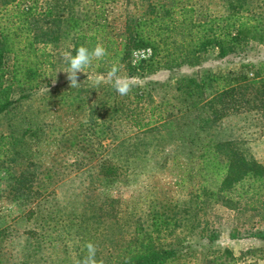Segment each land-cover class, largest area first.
<instances>
[{
    "label": "trees",
    "instance_id": "16d2710c",
    "mask_svg": "<svg viewBox=\"0 0 264 264\" xmlns=\"http://www.w3.org/2000/svg\"><path fill=\"white\" fill-rule=\"evenodd\" d=\"M81 1L88 7L76 11ZM139 1L130 8L123 0L115 16L119 0H0V115L13 113L41 88L55 51L66 44L72 55L81 45L103 44L107 56L85 69L101 77L114 62L129 78L198 67L174 81L176 104L165 112L161 107L169 103L155 102L137 83L126 96L106 78L65 93L50 90L44 99L53 112L65 108L60 118L70 125L60 122L46 133L31 115L0 136V171L9 192L20 203L34 204L25 216L40 235L58 231L56 242L70 243L73 254L59 264L82 261L85 245L105 242L107 231L118 240L102 242L97 259L104 255V264L264 261V228L244 232L241 237L257 245L236 256L229 248H212L220 234L206 218L220 205L256 212L264 221V165L245 142L211 133L232 116L264 119V66L246 62L226 73L200 69L208 56L224 59L245 53L250 41L264 44V0H218L222 15L206 13L203 0ZM136 51L147 57L133 64ZM160 174L183 194L161 193L154 184ZM72 177H79V190L65 195L62 186ZM143 177L154 179L139 203L112 194ZM201 242L207 248L197 259L194 249Z\"/></svg>",
    "mask_w": 264,
    "mask_h": 264
},
{
    "label": "rangeland",
    "instance_id": "374dc122",
    "mask_svg": "<svg viewBox=\"0 0 264 264\" xmlns=\"http://www.w3.org/2000/svg\"><path fill=\"white\" fill-rule=\"evenodd\" d=\"M123 0H119V3L115 6L114 15L117 16L122 13L123 9L120 4ZM132 4L140 5L139 0H128ZM205 12L211 15L224 14V7L218 0H203ZM88 7V3L81 1L75 6L76 11H82ZM69 48L66 44L63 48L58 49L54 53L53 67L47 68L44 75V80L41 88L32 93L29 100L22 102L13 113L9 115H0V136L8 135L12 126L20 128L23 124L24 118H28L31 115L35 116L34 121H38L43 126L46 133L51 129V126L59 125L60 122H64V126L70 125L71 122L63 119V111L58 110L53 112L54 109H50L48 102L44 99L46 93L50 90L58 89V92H68L70 82L67 79V74L64 73L68 67L65 65L63 53ZM147 57V53L143 51H136L132 54L131 60L133 64L137 63L141 59ZM252 62L254 64H263L264 66V44L258 41H250L247 44L245 53L230 55L224 59H217L213 56H208L202 63L200 69L210 70L212 72H228L236 71L242 63ZM198 70V67H182L174 71L161 70L154 74L147 75L145 77H135V83L145 87L150 91L153 99L157 103H169L161 107L163 112L168 111L171 108L170 105H175L174 101V89L172 87L174 81L181 76H190ZM122 76H127L125 72L119 73ZM128 77V76H127ZM101 76L96 75L93 72L85 71L78 74L79 87L88 81H97ZM107 80V79H106ZM77 88V87H76ZM76 88H73L76 90ZM49 95V94H47ZM17 97V96H16ZM30 114V115H29ZM59 118V120H58ZM63 124V123H61ZM211 133L216 138L224 139H237L240 142H245L244 147L248 150L258 162L264 165V119L256 114H248L247 116L240 114L238 116H232L227 118L223 123L219 124L211 130ZM71 176V175H70ZM6 174L0 171V231L2 233L0 243V264H59L61 259L67 260L66 256H70L72 252L70 243L67 242V246H63L60 242H56L57 232L50 231L46 235H40L39 227L33 220H26L25 212H28L34 207V204L26 202L20 203L11 196L8 189L9 181ZM154 178H139L128 189L123 188L118 194L114 191V196H119L123 202L128 201L131 203H139L150 189ZM157 180V181H156ZM65 184L62 186V193L67 195L69 192H78L79 177H72L65 180ZM156 185H158L159 191L169 196H175L178 198L182 192L176 194L174 187L166 185L172 183V178L167 174L157 175ZM98 192H94V195ZM112 195V196H113ZM244 202V201H243ZM130 204V203H129ZM141 204H138L137 208H140ZM259 211V210H258ZM261 213V211H260ZM261 215L258 213H240L231 211L220 205H215L207 215L209 222L216 228L220 234L214 247L215 250H223L229 248L237 256L241 251L246 250L249 247H254L257 242L249 237H241L245 235L244 232L252 231L253 229L264 228V221H260ZM235 232L238 235L237 239H231L230 233ZM237 232V233H236ZM115 233V232H114ZM112 236L108 238L109 232H106V244L111 245L117 242L116 234L111 233ZM44 236V240L41 238ZM42 241V242H40ZM99 245L98 251L102 253L103 243ZM41 245H40V243ZM104 242V243H105ZM199 246L195 247L197 252L194 256L197 259H201L202 255L199 252H203L204 248H207L205 242L198 243ZM69 245V246H68ZM40 247V248H39ZM65 247V248H64ZM67 247V248H66ZM102 247V248H101ZM105 254V253H104ZM102 255V254H101ZM104 255L101 259L104 260ZM69 259L66 264H69ZM257 264H264V261H258Z\"/></svg>",
    "mask_w": 264,
    "mask_h": 264
},
{
    "label": "clouds",
    "instance_id": "9594fccd",
    "mask_svg": "<svg viewBox=\"0 0 264 264\" xmlns=\"http://www.w3.org/2000/svg\"><path fill=\"white\" fill-rule=\"evenodd\" d=\"M107 49L101 43H97L93 48L81 45L76 49V54L72 55L70 51L63 53L64 60L68 63V68L64 73L67 74V79L70 82V87H79L78 74L83 73L86 68L92 66L93 61L102 60L107 56ZM121 69L118 62H114L107 72L106 77L97 79V84L101 83L105 78L110 81L115 91L121 95H128L135 85V78H129L127 76L120 75ZM98 119V118H97ZM99 120V119H98ZM87 254L82 261H78L77 264H104L103 259H97L98 247L92 242H88L86 245Z\"/></svg>",
    "mask_w": 264,
    "mask_h": 264
}]
</instances>
